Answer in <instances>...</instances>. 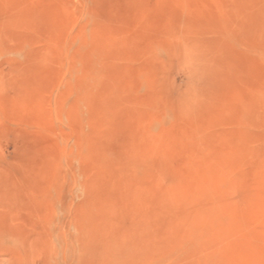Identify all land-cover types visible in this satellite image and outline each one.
<instances>
[{
  "label": "rangeland",
  "instance_id": "rangeland-1",
  "mask_svg": "<svg viewBox=\"0 0 264 264\" xmlns=\"http://www.w3.org/2000/svg\"><path fill=\"white\" fill-rule=\"evenodd\" d=\"M0 264H264V0H0Z\"/></svg>",
  "mask_w": 264,
  "mask_h": 264
}]
</instances>
